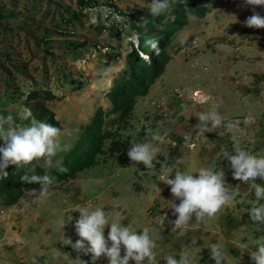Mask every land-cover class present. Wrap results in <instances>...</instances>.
Wrapping results in <instances>:
<instances>
[{
    "label": "rangeland",
    "instance_id": "obj_1",
    "mask_svg": "<svg viewBox=\"0 0 264 264\" xmlns=\"http://www.w3.org/2000/svg\"><path fill=\"white\" fill-rule=\"evenodd\" d=\"M85 1L86 7L80 0H0V23L9 27L7 33L0 28V115L11 114L17 124H28L34 116L22 92L25 97L32 88L51 90L56 96L48 97L47 104L64 146L52 165L61 162L99 109L111 108L107 93L122 77L127 56L137 49L141 57H150L140 48L138 26L150 13L151 0ZM201 5L209 11L190 14L176 30L166 48L171 59L148 94L137 99L129 121L120 130L116 122L105 127L129 137L130 147L144 141L149 130L148 139L159 137L152 141L158 149L152 167L134 165L127 154H106L76 177L53 183L42 197L29 190L15 203L0 201V264H74L77 257L93 264L91 254L63 244L64 237L73 243L79 239L74 227L79 212L74 210L84 205L103 208L110 220L118 218L138 233L148 228L159 264L183 251L193 254V264H214L213 244L226 251L224 264H253L250 252L264 240V225L254 224L247 210L255 199L253 184L264 181L235 180L226 156L237 145L264 156V29L242 26L252 14L243 0H207ZM257 11L264 16V8ZM72 14L76 19L66 24L64 19ZM10 94L16 98L6 100ZM196 95L204 101L195 102ZM213 109L225 122L239 121V128L221 126L198 137L197 115ZM200 168L222 169L235 199L214 217L171 231L168 220L176 217L166 206L174 198L161 173L198 176ZM109 230L106 226V238ZM95 264L109 260L101 256Z\"/></svg>",
    "mask_w": 264,
    "mask_h": 264
},
{
    "label": "clouds",
    "instance_id": "obj_2",
    "mask_svg": "<svg viewBox=\"0 0 264 264\" xmlns=\"http://www.w3.org/2000/svg\"><path fill=\"white\" fill-rule=\"evenodd\" d=\"M243 6H250L252 14L241 22L242 26L264 29V16L257 11V7L264 8V0H243ZM170 8V0H151L149 5L152 16L162 15ZM153 46L159 53L158 42H153ZM103 71L107 74L108 70ZM25 111L30 115V110L25 109ZM197 117L199 122L194 127L197 129L198 137L221 126L237 129L240 125L239 121L225 122L215 109L200 112ZM244 123L248 121L245 120ZM148 135L150 130L146 133L144 141L133 143L127 151V156L134 165L142 163L146 168L152 167L158 151L152 141L158 140L159 137L152 136L148 139ZM60 136V128L35 117H32L28 124L19 125L11 114L0 115V140L4 141L3 146H0V174L7 175L9 166L36 167L33 162L40 161L51 167L53 158L64 150ZM226 159L230 162L235 180L248 183L259 178L264 181V156L251 154L237 145L234 147V152L227 155ZM197 173L198 176L182 171H176L172 175L170 170L161 173V182L170 186L174 198L167 201L166 207L172 211L176 219L168 220L167 214L164 215L172 225L171 231L186 229L193 220L200 222L205 218H212L235 199L236 193L226 186L225 173L222 169L213 171L210 168H200ZM21 180L38 184L39 188L32 189V192L42 197L55 182V177L47 173L30 176L25 174ZM253 189L255 199L247 211L254 224L264 225V185L255 183ZM177 199L178 204L175 202ZM74 211L79 212L74 224L79 239L73 243L71 238L64 237L63 244L70 245L73 250L83 252L85 255L91 254L93 264L101 256L107 257L109 264H129V261H135V264H144L145 261L147 264H159L154 251L157 245L151 238L148 228L138 233L131 225L124 226L118 218L110 220L101 207L92 208L84 205L78 206ZM106 226H110L107 238L104 234ZM226 257L227 253L220 245H211L210 258L214 264H224ZM250 258L253 264H264V240L258 241L255 251L250 252ZM163 259L165 264H193L194 256L188 251H183L178 256L170 254ZM74 264H87V262L77 257Z\"/></svg>",
    "mask_w": 264,
    "mask_h": 264
},
{
    "label": "trees",
    "instance_id": "obj_3",
    "mask_svg": "<svg viewBox=\"0 0 264 264\" xmlns=\"http://www.w3.org/2000/svg\"><path fill=\"white\" fill-rule=\"evenodd\" d=\"M12 1V0H11ZM33 1V0H31ZM83 7L88 6L85 0H80ZM207 0H170L171 8L168 12L152 16L150 13L145 16L138 26L140 31V48L150 57H141L138 50L134 49L127 58V65L122 71V77L114 82L113 88L108 91L111 100L110 109H99L93 120L84 126L82 132L72 141L71 147L61 162L51 167L38 165L33 167L17 168L9 166L7 175L0 176V201L2 204H11L18 201L23 194L29 190L39 188L38 184L27 183L21 180L25 174H50L55 177V182L74 178L80 172L90 169L100 162L102 156L108 154H127L131 139L124 138L120 130V124L128 122L133 114L137 99L146 96L152 84L163 74L166 64L171 59L166 51L176 34V30L188 22L190 14L203 15L209 11L208 6L201 5ZM32 7H36L32 3ZM76 15L72 14L64 19L66 24L72 23ZM162 25V31H158L157 26ZM0 28L4 33L9 31V27L0 23ZM153 42H158L159 53L155 50ZM13 75H9V82L13 83ZM73 80V79H72ZM15 92V90L13 91ZM21 93V92H20ZM14 94V93H13ZM19 94V93H18ZM56 95L46 87L32 88L21 97L29 105L34 117L59 127L55 114L51 111L47 101ZM50 97V98H48ZM11 99V94L6 100ZM108 117L110 120L105 119ZM109 122H116L117 130L105 128ZM107 142L109 145L107 146ZM67 169V171H61ZM54 182V183H55Z\"/></svg>",
    "mask_w": 264,
    "mask_h": 264
},
{
    "label": "built area",
    "instance_id": "obj_4",
    "mask_svg": "<svg viewBox=\"0 0 264 264\" xmlns=\"http://www.w3.org/2000/svg\"><path fill=\"white\" fill-rule=\"evenodd\" d=\"M194 101L201 103L202 101H204V99L201 95H196L194 96Z\"/></svg>",
    "mask_w": 264,
    "mask_h": 264
},
{
    "label": "bare ground",
    "instance_id": "obj_5",
    "mask_svg": "<svg viewBox=\"0 0 264 264\" xmlns=\"http://www.w3.org/2000/svg\"><path fill=\"white\" fill-rule=\"evenodd\" d=\"M146 53V52H145Z\"/></svg>",
    "mask_w": 264,
    "mask_h": 264
}]
</instances>
